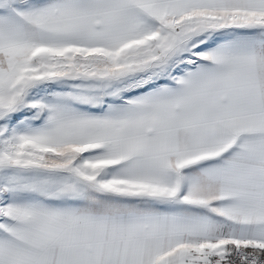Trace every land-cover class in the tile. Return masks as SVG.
I'll return each instance as SVG.
<instances>
[{"label": "snow or ice", "instance_id": "snow-or-ice-1", "mask_svg": "<svg viewBox=\"0 0 264 264\" xmlns=\"http://www.w3.org/2000/svg\"><path fill=\"white\" fill-rule=\"evenodd\" d=\"M0 264H264V0H0Z\"/></svg>", "mask_w": 264, "mask_h": 264}]
</instances>
